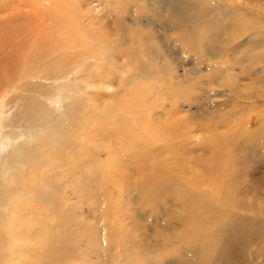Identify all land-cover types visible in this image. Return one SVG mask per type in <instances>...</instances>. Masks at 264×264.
I'll return each mask as SVG.
<instances>
[{"label": "rangeland", "instance_id": "rangeland-1", "mask_svg": "<svg viewBox=\"0 0 264 264\" xmlns=\"http://www.w3.org/2000/svg\"><path fill=\"white\" fill-rule=\"evenodd\" d=\"M90 1L81 0L82 11L72 9V12L77 14V17L86 25L89 47H94V51L100 52L101 46L98 44L107 45L108 42L100 37L101 35L92 25L96 19L92 20L86 15L99 0ZM167 1L169 0H122L120 3L116 1L115 6H112L117 10L115 11L118 15L116 24L123 22V24L131 25V29L135 32L138 27L134 28L131 23L132 12H140L144 17L140 18L142 22L139 28L142 34L147 35L149 29L146 24L149 19L145 16H151L152 12L155 14L152 11V2H156L163 9ZM38 2L37 0L35 3L32 0H0L1 54L5 53L2 45L7 38L15 34L14 36L20 37L17 39L19 41L26 35L22 26L25 21L23 20L24 15L29 14L30 11L35 12V7L42 4L41 1ZM7 5H10V8ZM72 6L74 7L75 4L73 3ZM229 11L225 7L224 0H208L204 18L194 25L198 36L201 37L200 45L195 50L188 48L187 51H183V46L188 47L186 39L181 43L176 34H171L166 40L165 26L161 24L159 17L153 18L157 21L154 22L158 31L155 34V46L163 57L170 55L176 63L179 62L182 65V67L175 68L173 72H179L182 76L184 74L182 72L185 71L189 79L186 82L188 87L195 85L191 96L186 93L184 98L180 99L175 96L176 98L172 100L176 103L178 111L175 118H188L206 126L220 117L221 120H226L223 124L225 128L221 132L229 133V130L233 129L235 132L233 141L242 147L230 150L232 152L227 155L230 158L229 163L226 164L223 159V154L226 152H221L220 149H214L205 143L204 148L201 149L176 150L177 152L162 148L146 150L143 145L137 149L136 147L143 141V138L138 142L139 144L133 143L134 135L132 134L125 144V149L121 150L125 162L123 163L124 168L119 169L117 174L119 178L125 175L123 184L112 175H116L115 166L107 158L106 151L102 150L103 137L89 132L88 136L91 133L92 140L84 142L82 132L87 127L77 116L73 122L79 124L78 128L70 127L71 123L68 122L67 135L73 137L74 132L75 134L80 132L79 141L73 151L80 154L81 166L76 165L74 168L67 169L72 171L73 181L65 176L60 181L49 179L53 183L49 186L50 188H47L37 182L43 178L38 175L34 182L35 187L34 183L30 184L34 187L31 189L34 190L35 195L39 192L38 187H42L40 196H45L46 205L51 206L48 211L45 208L47 213L42 217L43 222L50 228L40 229L38 222L31 220V225L34 224L32 229L30 225L29 231L24 232L23 230V232L16 233L17 238L20 235V243L16 241L14 248L2 252L4 257H8L7 263L4 264H264V106L258 104L259 107L256 106L252 111L246 109L239 114L240 116H233L231 109H227L224 102H221L223 104L220 105L221 108L217 106L221 103L217 101V104L213 100L214 91L207 95L199 92L201 86L215 88L212 83L218 81L217 78H213L214 74L210 78V76L204 77L201 73L209 62H215L213 53L209 51V48L213 46L217 47L218 54H220L219 60L222 62L217 66L219 72L226 74L227 71L223 70L235 67L243 72L239 79H236L237 88L245 87L249 94L257 92L264 94V70L261 71L264 68V56H251L254 53H264L262 52L264 41L263 43L243 41L234 36L236 20L230 17ZM94 12L96 14V11ZM119 16L121 18H118ZM12 27H16L17 32L13 31ZM53 28L57 26L53 25ZM134 37H139L136 32ZM141 39L138 38L139 50L142 52L145 47ZM20 41L22 42H14L15 46L23 47L25 40L22 38ZM250 42L255 43L253 45ZM261 45L263 47L257 50ZM98 60L99 63L94 62L91 67L99 66L100 69H107L119 63L114 59H109L108 63L101 62L100 58ZM150 66L158 74H162L161 59L154 61ZM214 70L206 74L212 75L211 72ZM192 72H197L198 75L201 73L200 82L195 81L194 75L190 74ZM81 74L79 72V75H73L71 78V89L68 93L71 98H73V89L78 82L81 81L83 84ZM147 81L150 84H147ZM137 82L142 84L139 90L136 89L138 97L142 98L143 94H146L143 92L150 94L143 99L148 106L154 104L158 107L159 104L155 101L158 94L162 95L165 90L170 89L166 81H158V79H138ZM91 86L93 88L94 85ZM158 86H161L160 90ZM181 87L184 88V84ZM126 88L124 85L122 91H127ZM183 90L186 91V88ZM92 92L94 98L86 101L93 104L89 106L98 114H106L102 112V108L108 106L110 102L117 108L123 104L122 92L119 95L115 93L113 100L103 99L102 96L97 97V93L94 90ZM198 95L203 96L197 100ZM150 96H154L155 100L149 101L147 97ZM20 97V94H16L15 99L18 104ZM161 98L164 99L163 96ZM10 101L7 102L8 106L4 112L8 119L12 118L18 109L17 103H10ZM87 103H83L82 107L88 106ZM61 105L62 101H59L57 106ZM200 107H212L213 110L204 112ZM214 109L218 111L214 113ZM233 117L239 118L237 122L233 120ZM247 121H251L252 124L245 128L244 124ZM4 122L6 127L4 133H6L9 124ZM81 122L86 127L85 129L80 126ZM93 127L96 130L97 126ZM70 128L73 129L70 130ZM62 148L64 146L61 150L66 155V149ZM16 168L11 171L12 173L10 172V175L17 176L14 182L18 184L25 179V174L21 176L19 170H25V168L22 169L23 165ZM58 168L57 171L60 173L62 167ZM54 170L49 169L50 174L54 173ZM46 171V175L50 176L49 171ZM29 189L21 190V194L30 193L31 189ZM29 211L32 215L29 216L30 213H28V218L36 217L32 209ZM57 211L64 215L60 220V223L65 225L64 227H53L49 224L57 219L55 217L58 215ZM195 212H197L195 215H191ZM184 218L191 219L189 224L184 223ZM7 239L9 240V236ZM192 242H199L203 248L192 247ZM1 262L0 264H3Z\"/></svg>", "mask_w": 264, "mask_h": 264}, {"label": "bare ground", "instance_id": "bare-ground-1", "mask_svg": "<svg viewBox=\"0 0 264 264\" xmlns=\"http://www.w3.org/2000/svg\"><path fill=\"white\" fill-rule=\"evenodd\" d=\"M37 1H41L42 4L36 7L33 6L35 7V12L30 11L29 14L24 15L23 20L25 21L21 20L26 33L22 37L25 40L24 46L19 47L16 45L18 46L16 47L14 42H22L20 41L22 38L18 41L17 39L20 37L18 38L14 36L15 34H12V37L10 36L6 39H9V41L6 42L5 40L4 45H2L4 47V55L0 53V146L3 147H0V262L2 261L1 263L3 264L7 263L8 257H4L2 252L14 248L15 242L20 241V235L17 238L16 233L23 232V230L26 232L32 224L31 220H36L40 225V229L47 227L42 217H44L43 215L47 213L51 206L46 205L45 196H40L42 187L50 188L49 186L53 182L49 179L60 181L65 176L69 179L71 178V181L74 180L72 171L67 169L74 168L76 165L81 166L80 154L73 151L79 141L80 132L78 134L74 132L73 137L68 136L67 131L69 128L67 129V123H71L70 127H74V129L78 128L79 124H75V121L73 122L77 116L80 117L79 120L83 121L87 127L82 132L84 134V142L92 138L91 133L88 136L89 132L97 133V135L103 137L102 150L106 151L107 158L115 166L116 175H112L113 177L116 176L118 181L122 183L125 175H121V178H119V174H117L119 169L124 168L123 163L125 161L121 150L125 149V144L132 134L134 135V138L132 137L133 143H138L143 138V141L140 144L138 143L137 149H139L140 145H143L146 150L162 148L163 150L175 152L183 149H201L204 148L205 144H208L214 149L217 148L221 152H226L223 154L226 164L229 163L230 158L227 155L232 152L230 150H237V147L242 148L233 141L235 138L233 129L229 130V133L221 132L225 128L223 124L226 122V120H221V117L216 119L215 122H211L208 126L188 118H175L178 111L176 103L172 100L176 98L175 96L182 99L186 93L191 96L195 85L193 86L190 82L192 86L188 87L186 82L189 79H187L185 71L182 72V74L184 73L182 76L179 72H173L175 68L182 67V65L179 62L176 63L170 55L163 57L154 44L155 34L158 31L155 28V22L157 21L153 18L157 16L160 18L161 24L166 28V40L167 36L176 34L181 43L186 39L185 42L188 47L183 46V51H187L188 48L197 49L200 45L201 37L198 36L194 25L204 18L208 0H169L163 9L156 2H152V11L155 14L152 12L151 16H145L149 19L148 24H146L149 29L147 35L142 34L139 28L142 22L140 18L144 16H141L140 12H132L131 23L134 28L138 27L135 32L139 36L138 38H142L141 40L144 43L145 50L142 52L139 50L140 41L134 37L135 32L131 29V25L123 24V22L116 24L118 15L115 11L117 10L113 9L112 6H115L114 3L116 1L120 3L122 0H96L98 1L96 6H93L94 8L90 9L91 11H88V14L86 13L92 20L93 18L96 19L92 25L95 26L96 32L101 35L100 37H103L108 42L107 45L98 44L102 47H100V52L94 51V47H89L87 30H85L86 25L83 20L77 17V14L72 12L74 9L82 11L81 0ZM224 1L225 7L230 10V17L236 20L233 35L243 41H259L258 43H263L264 0ZM32 2L35 3L36 0H32ZM73 3L75 4L74 7L72 6ZM124 3L126 2L124 1ZM94 11H96V14H94ZM18 12L20 13V11ZM118 18L121 17L119 16ZM27 20L28 22H26ZM36 25L37 27H35ZM53 25L54 27L56 25L57 28H53ZM12 28L13 31L17 32L16 27ZM250 43L254 45L255 42ZM165 45L167 46V43ZM262 47L263 45L259 46L257 50ZM209 51L213 53V61L216 63L209 62L201 73H203L204 77L210 76V78L214 74L213 78H217L218 81L212 83L215 88L201 86L199 92L207 95L214 91L213 100L220 103L224 102L226 108L231 109L233 116H238L246 109L252 111L256 106L259 107L258 104L263 107L264 94L261 92L249 94L246 92L247 88H237L236 79H239L243 72L235 67H228L223 70L227 71L226 74L219 72L217 66L222 62L219 60L218 49L212 46ZM251 56L263 57L264 53H254ZM99 58L104 63H108L109 59H114L119 63L107 69H100L99 66L91 67L94 62L99 63ZM160 59L161 64H163L162 74H158L150 66L154 61ZM213 70L214 72H211L212 75L206 74ZM79 72L82 73L80 76L83 78V84L80 81L74 89L72 88L74 93L72 94L73 98H71L68 94L71 89V78L73 75H79ZM201 73L199 75L197 72L190 74L194 75L196 82H200ZM138 79H158V81H166L169 84L170 89L165 90L162 95L158 94L156 100L154 96L147 97L149 101L153 99L157 101L158 107L154 104L153 106L149 105L150 107L145 104L143 99L150 95L148 92H143L146 94L139 92L141 95L143 94V97H138L136 89L139 90L142 85L138 84ZM146 83L150 84L149 81ZM183 84L186 91L181 87ZM198 84L201 85V83ZM91 85H94L93 88H91ZM124 85L128 88H126L127 91L125 92L122 91ZM158 88L160 90L161 86H158ZM172 88L173 90L171 91ZM92 90L97 93V97L102 96L106 100H113L116 94L119 95L122 92L123 104H120L121 107L117 108L110 102L111 105L109 104L102 108V112H106V114H98L95 109L90 108L89 105L93 104L91 102L87 103V101L94 98ZM129 91L130 93H128ZM16 94L21 96L19 104L15 99ZM126 94H128L127 97ZM202 96L198 95L197 100L202 98ZM9 98L12 100L10 101ZM126 100L129 101L126 102ZM168 100L169 102H167ZM9 101L18 105L17 112L10 119L4 115ZM59 101H62L60 107H58L59 104L57 106ZM83 103H87L88 106L83 108ZM220 105L223 104L221 103L217 106L220 107ZM204 107H200L204 112L213 110L212 107ZM217 111L218 109H214V113ZM261 118L263 119L262 116ZM238 119L233 117L235 122ZM3 122L9 124V128L5 131L6 133H4L6 127ZM245 123V128L252 124L251 121ZM80 124L82 129L86 128L82 122ZM93 126H97L96 130ZM1 143L4 144L1 145ZM62 146H64L62 149H66V155L61 150ZM21 165H23L22 169L25 168V170H19L20 175L23 176L24 173L25 179L16 184L14 180L17 176L14 177V174L10 175V172ZM58 167H62L60 173L57 171L59 170ZM49 169H55V172L50 174ZM46 170L49 171L48 175L50 174L53 178L46 175ZM38 175L43 178L37 180ZM35 180L42 184V187L37 186L39 191L37 195L31 189L36 185L34 183L36 182ZM30 184H33L34 187ZM54 185L58 186V184ZM27 188H30L31 192L21 194V190H26ZM56 200L59 201V199ZM45 208L47 209L46 212ZM30 209L33 210L32 213L36 217L28 218V213H30L29 216L32 215L31 211H29ZM192 210L195 211V209ZM56 213H58L55 216L57 219L49 223L50 226L64 227L65 225L60 223L61 217L64 216L62 215L63 213L58 211ZM20 217H22L21 220ZM183 221L185 224H189L191 219L184 218ZM67 222L69 221L67 220ZM42 225L44 226L42 227ZM32 226L34 224L30 226V229H32ZM47 228L49 229L50 227ZM8 236L9 240L7 239ZM4 241H7L6 244H4ZM191 246L197 249L203 248L199 242H192ZM14 255L13 257H15Z\"/></svg>", "mask_w": 264, "mask_h": 264}]
</instances>
